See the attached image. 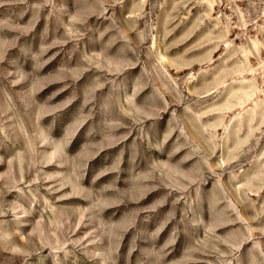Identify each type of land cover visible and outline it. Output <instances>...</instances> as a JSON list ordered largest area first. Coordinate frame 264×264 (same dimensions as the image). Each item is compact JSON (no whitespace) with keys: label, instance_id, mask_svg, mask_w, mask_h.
<instances>
[{"label":"rangeland","instance_id":"rangeland-1","mask_svg":"<svg viewBox=\"0 0 264 264\" xmlns=\"http://www.w3.org/2000/svg\"><path fill=\"white\" fill-rule=\"evenodd\" d=\"M0 264H264V0H0Z\"/></svg>","mask_w":264,"mask_h":264}]
</instances>
